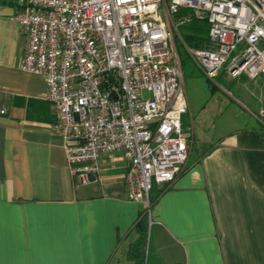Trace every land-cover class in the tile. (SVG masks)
I'll use <instances>...</instances> for the list:
<instances>
[{
	"label": "crops",
	"instance_id": "0c3cea01",
	"mask_svg": "<svg viewBox=\"0 0 264 264\" xmlns=\"http://www.w3.org/2000/svg\"><path fill=\"white\" fill-rule=\"evenodd\" d=\"M23 9L0 0V264H139L142 214V264H264L260 120L220 130L203 109L191 126L181 118L195 136L189 157L172 182L153 183L149 205L127 199L120 152L100 155L98 181L75 186L46 83L19 69Z\"/></svg>",
	"mask_w": 264,
	"mask_h": 264
},
{
	"label": "built area",
	"instance_id": "2783aa9c",
	"mask_svg": "<svg viewBox=\"0 0 264 264\" xmlns=\"http://www.w3.org/2000/svg\"><path fill=\"white\" fill-rule=\"evenodd\" d=\"M15 19L27 42L19 69L46 83L75 186L98 181L100 155L120 152L127 199L147 205L189 154L178 25L207 20L206 45L189 52L209 78L264 76V0H24ZM258 117L264 125V107Z\"/></svg>",
	"mask_w": 264,
	"mask_h": 264
},
{
	"label": "rangeland",
	"instance_id": "374dc122",
	"mask_svg": "<svg viewBox=\"0 0 264 264\" xmlns=\"http://www.w3.org/2000/svg\"><path fill=\"white\" fill-rule=\"evenodd\" d=\"M183 10L181 13H186ZM196 27H199L196 30ZM209 24L205 19H194L178 25L174 32L176 53L180 62L182 81L188 98V111L182 116L183 121L189 126L196 121L197 112L203 109L204 120L216 126L220 130L233 129L244 123H250L258 117V110L264 107V76L254 79L240 76L228 77L224 71L209 78L204 74L194 57L190 54L189 36L201 38L206 45L208 41ZM202 45V46H203ZM148 97L149 92L145 91ZM263 125V123H262ZM188 135V147L195 140L192 128ZM193 137V139H192ZM193 140V141H192ZM192 153L196 150L195 144L191 148ZM189 157V154H188Z\"/></svg>",
	"mask_w": 264,
	"mask_h": 264
},
{
	"label": "trees",
	"instance_id": "16d2710c",
	"mask_svg": "<svg viewBox=\"0 0 264 264\" xmlns=\"http://www.w3.org/2000/svg\"><path fill=\"white\" fill-rule=\"evenodd\" d=\"M183 12V10L181 11ZM199 27H196V30H198ZM187 41L190 44V48L193 47H201L203 45V41L201 38L195 37V36H189L187 38ZM189 49V48H188ZM137 228L139 230L140 239L138 242L134 245L131 252L135 254V259L137 263L142 264L143 261V245H144V238L146 236V219L145 215L142 214L137 222Z\"/></svg>",
	"mask_w": 264,
	"mask_h": 264
}]
</instances>
